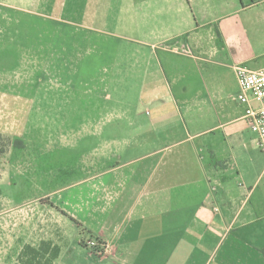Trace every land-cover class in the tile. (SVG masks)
Segmentation results:
<instances>
[{
  "label": "crops",
  "instance_id": "obj_1",
  "mask_svg": "<svg viewBox=\"0 0 264 264\" xmlns=\"http://www.w3.org/2000/svg\"><path fill=\"white\" fill-rule=\"evenodd\" d=\"M176 40L196 58L164 49ZM239 65L264 67V0H0V134L48 152L42 207L70 230L63 255L264 264Z\"/></svg>",
  "mask_w": 264,
  "mask_h": 264
},
{
  "label": "rangeland",
  "instance_id": "obj_2",
  "mask_svg": "<svg viewBox=\"0 0 264 264\" xmlns=\"http://www.w3.org/2000/svg\"><path fill=\"white\" fill-rule=\"evenodd\" d=\"M22 144L21 148H10L2 160L0 175L7 183L0 184L2 188L6 185L5 193L0 191V264H13L24 244L50 240L63 247L71 236L62 217L42 207L46 195L58 187L43 178L48 170V152ZM23 195L29 197H20ZM80 244L85 248V241L80 239ZM63 253L61 248L57 264H78L75 257Z\"/></svg>",
  "mask_w": 264,
  "mask_h": 264
},
{
  "label": "built area",
  "instance_id": "obj_3",
  "mask_svg": "<svg viewBox=\"0 0 264 264\" xmlns=\"http://www.w3.org/2000/svg\"><path fill=\"white\" fill-rule=\"evenodd\" d=\"M163 47L172 54L196 58L192 48L180 40ZM236 76L239 92L235 101L244 108L243 119L249 131L257 137L258 150L264 155V67L253 70L239 65L236 67ZM85 247L96 256L105 253V247L95 240L85 242Z\"/></svg>",
  "mask_w": 264,
  "mask_h": 264
},
{
  "label": "trees",
  "instance_id": "obj_4",
  "mask_svg": "<svg viewBox=\"0 0 264 264\" xmlns=\"http://www.w3.org/2000/svg\"><path fill=\"white\" fill-rule=\"evenodd\" d=\"M22 145L21 141L0 134V173L3 167L2 160L8 150L21 148ZM60 255V245L50 240H40L37 244H24L13 264H57Z\"/></svg>",
  "mask_w": 264,
  "mask_h": 264
}]
</instances>
